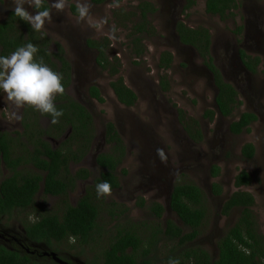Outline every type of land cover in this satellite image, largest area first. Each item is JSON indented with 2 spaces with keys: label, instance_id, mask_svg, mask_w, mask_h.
Here are the masks:
<instances>
[{
  "label": "rangeland",
  "instance_id": "obj_1",
  "mask_svg": "<svg viewBox=\"0 0 264 264\" xmlns=\"http://www.w3.org/2000/svg\"><path fill=\"white\" fill-rule=\"evenodd\" d=\"M141 1L107 0L94 4L88 0L91 4L90 15L85 21H79L77 14L72 10V4L76 5L77 0H67L63 12L52 9V21L46 22L43 30L53 41L50 46L52 50L57 48L55 42L64 48L66 58L70 59L74 70H77L73 89L77 90L78 99L90 109L93 108L98 116L96 125L99 128V137L95 146L103 148L104 151L111 149L110 146H102L101 136L105 124L112 121L116 127H121L119 130L127 150L123 162L118 167L117 174L121 178L119 190L102 199L101 206L104 210L101 211L99 221L101 226H105L103 235L85 248L83 256L97 260L96 256L108 246L112 236L118 230L131 226H138L140 235L144 236L141 249L144 248L149 232L143 223H153L156 220L149 206L152 202L164 203L166 193L178 181L195 183L205 192L204 204L208 209V219L198 240L201 246L207 247L217 256V244L221 235L239 216V210L231 215L222 214L221 204L238 189L247 190L254 195L256 204L253 209L258 217L259 230L264 235V0H240L242 6L231 10L224 18L207 13L206 0H195V4L187 11L182 10L184 0H180L175 7H170L172 4H166L165 0H151L156 2L159 8V11L150 15V21L156 27V34L145 38V54L137 58L130 43L129 33L132 25L140 19L139 15L132 17L135 21H129L128 26L117 24L116 17L117 12L123 14V10L134 13L136 9L137 13ZM161 2H164V12H161ZM10 6L11 0H0V19L5 17L6 12L11 9ZM29 11L34 13L35 10L29 8ZM176 19H184L189 26H200L209 30L214 61L239 91L241 103L233 115H217L213 121L203 117L207 109L214 108L216 89L211 77H208V71L203 67L205 60L196 51L184 49L186 53H183V47L173 26ZM242 25V31L237 32ZM104 37L110 39L113 57L118 56L122 61L116 76L96 65L94 54L84 47L87 39L100 40ZM238 40L240 44L237 43ZM237 46L246 49L247 54L261 58L259 70L255 75L249 74L245 77L241 74ZM165 51L174 55L171 67L166 70L159 68L161 55ZM164 75L168 76L169 90H164L161 86V78ZM120 77L138 94V101L132 107L121 104L111 88V81ZM92 81L100 85L105 102L89 99L87 86ZM22 109L24 107L18 111L21 113ZM178 109H183L189 117L199 119L206 137L201 143L197 144L185 135L183 125L176 117ZM14 111L17 109L7 101L6 94L0 93V119L3 117L8 120L6 128L12 133L15 128L20 127V121L12 116ZM246 111L255 112L258 116L250 131L239 135L231 133L230 123ZM40 125L46 128V125H49L48 119H45L43 124L40 121ZM133 129L136 130L138 139L133 136ZM139 134L144 136V140H139ZM49 135H53L52 132ZM218 139H221L219 146L216 145ZM245 143H253L259 149L257 163L256 158H243L241 147ZM14 144L21 145L20 138ZM157 148L165 150L166 162H161L157 156ZM95 153V150H90L86 154L84 167H89L92 163L91 156ZM213 165H218L221 169V174L216 178L211 172ZM81 166L73 163L71 169L75 172ZM146 166H155L163 172L155 175L156 178L151 181L145 177L148 175L145 173ZM124 169L126 173H123ZM242 170H259L260 174L251 185L237 187L235 176ZM8 174L9 170L0 161V182ZM169 183L172 184L168 185ZM213 183L221 184L223 191L220 196L212 192ZM82 190V181H79L71 197L78 199L82 196ZM142 199H145L144 206L140 205ZM46 200L55 207L61 203L57 197ZM115 207L118 211H124L120 214L116 211L114 215L108 213L109 209ZM169 216L181 225L173 211L168 215L165 211L164 218L160 219L163 226L166 225L165 221L170 219L167 218ZM8 225H13V221H7L6 226ZM11 231L19 234L21 230L17 225H13ZM161 238L159 248L150 255L154 258L152 264H165L163 260L168 255L170 246L166 245L168 240L164 236Z\"/></svg>",
  "mask_w": 264,
  "mask_h": 264
},
{
  "label": "trees",
  "instance_id": "obj_2",
  "mask_svg": "<svg viewBox=\"0 0 264 264\" xmlns=\"http://www.w3.org/2000/svg\"><path fill=\"white\" fill-rule=\"evenodd\" d=\"M95 3H103L106 0H92ZM195 0H187L184 11L191 8ZM240 5L236 0H206V12L211 15H219L224 18L227 11L230 12ZM44 7L50 8L48 0H45ZM140 13H128L123 10V14L117 12V24L128 26L127 23L132 17L139 15V20L130 29L129 39L134 48L137 58L145 54L144 40L156 34V27L150 21V14L155 13L158 8L149 1L142 2L138 8ZM72 10L76 13V5L72 4ZM243 26L237 29L242 31ZM176 33L180 42L193 48L204 60L205 65L213 73L214 83L218 89L215 96L216 108H209L203 114L204 118L213 121L218 112L222 117L233 115L239 107V91L231 83L225 80L221 69L215 64L214 56L211 54V34L207 28L192 27L179 20L176 25ZM35 44L39 52L36 59L43 58L52 70L60 73L63 77L64 93L57 94L55 103L59 109L63 110V116L59 122L55 123V128L45 130L41 126L37 133L31 132L30 141L21 140L19 151L12 141L13 138L0 132V161L5 163V168L9 174L0 182V213L27 208H37L41 210L46 203L47 196H55L60 199V204L52 212L43 214L42 219L33 222L26 227L29 236L37 239H46L47 243L53 245V240L71 239L74 237L80 242L77 253L85 254L86 244L95 243L101 236L105 226L100 225L102 199L97 198L95 187H88L86 194L79 197L76 204L70 199V192L76 188L77 179L85 180L89 177L88 169L81 168L76 173L70 169V160H81L87 152L92 150L93 142L98 137V130L93 122L89 111L73 96L67 93L66 89L71 82V63L65 56L64 48L55 42L57 48L51 49V43L46 33L32 31L30 25L13 15L10 10L6 19L0 20V55L7 56L19 46L27 43ZM110 39L105 37L102 41L90 39L88 46L99 50V62L104 69H110L112 76L118 75L121 61L114 57L112 61L108 55ZM240 59L251 73H257V66L261 63V58L251 56L240 49ZM174 55L170 51H165L161 55L159 68L169 69L173 62ZM111 88L118 101L132 107L138 101V94L129 87L122 77L112 81ZM161 86L164 90H169L168 76L161 78ZM90 94L100 102H105V98L96 86H92ZM27 108H30L29 106ZM179 119L183 128L195 143H201L204 133L201 129L199 119L189 117L183 109H178ZM47 115V114H44ZM50 116V115H48ZM51 117V116H50ZM258 116L255 112H243L240 117L230 123V132L239 134L250 131V124L255 122ZM27 120V116H25ZM33 123V122H32ZM27 130L31 122L25 121ZM38 124V123H37ZM39 125V124H38ZM72 126V135L62 142L58 148H54L52 143L45 140L42 135L52 134L59 138L67 131V127ZM105 128L106 145L110 146L109 151L98 154L97 162L104 169L102 178H97L95 183L107 180L111 183L112 189L120 187V180L116 176V168L122 163L125 156L126 145L119 130L113 122H108ZM25 134H28L27 131ZM96 141V140H95ZM66 144H69L66 146ZM32 146L33 148H30ZM255 147L252 143H247L242 148V154L247 158L254 156ZM118 154V155H117ZM116 156V157H115ZM118 157V160H115ZM220 167L213 165L211 172L213 176L220 174ZM127 171L124 169L123 173ZM250 174L243 170L236 178V186L246 185L251 182ZM95 184V185H96ZM215 195L222 194L220 183H213L212 187ZM43 202L38 203V197ZM39 198V199H40ZM145 200L140 202L144 206ZM255 205V198L249 192L236 191L225 202L222 213L228 215L233 208L239 209V216L233 226L218 241V255L214 256L209 250L200 245H190L189 243L201 234L202 228L208 219V209L204 204V192L195 183L176 182L171 194L170 207L178 215L182 226L169 219L163 226L160 222L164 212V206L154 202L149 206L151 213L156 217L153 223H143L147 226L149 234L148 241L144 248L143 235H140L138 226H131L121 229L112 236L108 246L96 259H89L91 264H152L154 258L150 255L159 248L162 238L168 240L170 246L168 255L163 262L167 264L169 258H177L180 264H264V235L258 232V223L252 207ZM118 208L109 209L112 215L116 214ZM127 209H125L126 211ZM124 209L118 211L122 213ZM188 227V231L184 228ZM137 228V229H136ZM103 235V234H102ZM165 240V241H166ZM175 243L173 246L172 244ZM53 261V260H52ZM42 264H49L46 258L41 259ZM0 264H31L27 255H21L17 250H11L0 243ZM32 264H39L35 261ZM57 264V263H53Z\"/></svg>",
  "mask_w": 264,
  "mask_h": 264
},
{
  "label": "flooded vegetation",
  "instance_id": "obj_3",
  "mask_svg": "<svg viewBox=\"0 0 264 264\" xmlns=\"http://www.w3.org/2000/svg\"><path fill=\"white\" fill-rule=\"evenodd\" d=\"M107 1V0H106ZM145 1H149V2H151V0H145ZM166 1V4H168V5H170V4H172V5H170V7H175V5H177V4H179L181 1L180 0H165ZM185 1V5L187 4V0H184ZM48 2H49V0H48ZM91 2L92 3H94V4H101V3H95V2H93L92 0H91ZM141 2H143V0L141 1ZM141 2H139V4L141 3ZM236 2L237 3H239V7H241L242 5H241V1L240 0H236ZM153 4H155L156 5V7L158 8V5H157V3L156 2H152ZM162 3V2H161ZM50 4V3H49ZM138 4V5H139ZM185 5H183L184 7H185ZM238 7V8H239ZM10 10L11 9H9L7 12H6V15H5V17L4 18H2V19H0V20H3V19H6L7 17H8V15H9V12H10ZM182 10H183V8H182ZM233 10V9H232ZM134 11H136V9L134 10ZM157 11H159V8H158V10ZM156 11V12H157ZM165 10H164V2L162 3V7H161V12H164ZM184 11V10H183ZM140 13V10L139 9H137V13ZM227 13H228V11H227ZM154 14V13H153ZM151 15V14H150ZM149 15V16H150ZM179 20H183L184 21V19H176L175 20V23H174V29H175V32H176V25H177V23H178V21ZM187 24V23H186ZM242 26H244V25H242ZM176 35H177V33H176ZM105 38V37H104ZM104 38H102V39H100V40H97V39H93V38H90V39H93V40H96V41H102ZM107 38H109V37H107ZM90 39H87L86 41H85V44H84V47L86 48V49H88V51H90L91 53H93L94 54V61L96 62V65H98V66H100L101 68H103L102 67V65H101V63L99 62V55H100V52H99V50H97V49H94V48H90L89 46H88V41L90 40ZM177 39L179 40V43H180V45L183 47V53H186V51L184 50V49H189V50H192V51H194L195 52V50L193 49V48H191V47H187V46H185V45H183L181 42H180V39H179V36L177 35ZM238 44H240L241 42H239V40H238V42H237ZM238 48H237V50H236V52L238 53V56H239V58L241 57L240 56V49H243V50H246V49H244V48H242V47H239V46H237ZM111 51H112V48H111V43L109 44V47L107 48V52H108V55L110 56V59L112 60V61H114L113 60V58L114 57H118V56H114L113 57V54L111 53ZM211 51H212V48H211ZM246 52V51H245ZM198 54V53H197ZM199 55V54H198ZM250 55V54H249ZM65 56H66V54H65ZM189 56V55H188ZM254 57V56H253ZM188 59V58H187ZM69 61H70V59H68ZM122 62V61H121ZM70 63H71V82H70V85L67 87V89H66V91H67V93H69V94H71L72 96H73V98L75 99V100H77V101H79V103H81L88 111H89V113L91 114V116H92V119H93V122H94V124L96 125V122H97V119H98V116H96V114H95V112H94V109L93 108H89V107H87L85 104H84V102H82V101H80L79 99H78V95H77V90L74 88L73 89V82H74V78H75V74L77 73V70L75 71L74 69H75V67H74V65H73V63L70 61ZM239 66H240V68L242 69V75H244L245 77H247L249 74H256V73H251L247 68H246V66H245V64L243 63V61L241 60V59H239ZM122 64V63H121ZM216 64V63H215ZM203 65V64H202ZM217 65V64H216ZM218 66V65H217ZM259 66H260V64L257 66V71L259 70ZM203 67H204V69H206L208 72V77L210 78L211 77V80H212V82H213V84H214V86H215V83H214V76H213V73L208 69V67L204 64L203 65ZM219 67V66H218ZM220 68V67H219ZM104 69V68H103ZM221 69V68H220ZM104 70H107V71H109L110 69L108 68V69H104ZM221 71H222V69H221ZM222 73H223V71H222ZM111 74V73H110ZM224 75V74H223ZM116 76V75H115ZM224 78H225V80L226 81H228V82H230L227 78H226V76H224ZM76 79V78H75ZM115 80H117V79H115ZM112 82V81H111ZM233 84V83H232ZM234 85V84H233ZM92 86H96V87H98L99 89H100V92H101V94L103 95V92H102V90H101V88H100V85L99 84H96L95 83V81H92V82H90L89 83V85L87 86V92H88V97H89V99L91 100V101H93V100H97L96 98H94L93 96H91V94H90V89H91V87ZM235 86V85H234ZM236 87V86H235ZM215 89H216V92H215V95H216V93L218 92V89H217V87L215 86ZM236 89H237V87H236ZM113 90V89H112ZM238 90V89H237ZM56 97V96H55ZM104 97V96H103ZM117 98V97H116ZM55 99V98H54ZM98 101V100H97ZM56 102V101H55ZM100 102V101H99ZM102 103V102H101ZM28 107V105H25L24 106V109H22L21 110V115H22V117H23V119L20 121V123H19V128H15V130H14V132L12 133L11 131H9L8 130V128H6V127H8L7 126V124H8V120L6 119V118H1L0 119V123H1V127H0V132L1 133H3V134H6L7 136H10L11 138H13V142L15 143L16 141H18V139L20 138V139H22V140H24L25 142H27V144H28V142L30 141V138H29V136H31V132H35V133H37L35 136L37 137L38 136V132H37V129L36 128H33V127H38V126H41L40 125V121H41V123L43 124V121L45 120V119H48V122H49V125H46V128L44 127V129L45 130H47V129H50V128H55V125L53 124V123H51V117L50 116H48V115H44V114H41L39 111H37V110H35L32 106H29L30 108H27ZM127 107V106H126ZM237 110V109H236ZM242 114V113H241ZM240 114V115H241ZM218 115L220 116V113H218ZM240 115H239V117H240ZM25 116H27V120H25ZM176 117H177V120L180 122V124H182L181 123V121H180V119H179V113H178V110H177V112H176ZM238 117V118H239ZM62 118V117H61ZM61 118H60V120H61ZM25 121L26 122H31V125L29 126V129L27 130V127L25 126ZM33 122V123H32ZM108 122H112V121H108ZM107 122V123H108ZM39 125H38V124ZM114 123V122H113ZM254 123V122H253ZM252 123V124H253ZM115 124V123H114ZM252 124H250V128H251V126H252ZM183 125V124H182ZM116 126V125H115ZM230 126V125H229ZM13 128H14V126H12ZM43 127V126H42ZM96 127H97V130H99V128H98V125H96ZM69 129L66 131V129H65V132L63 133V134H61V136H59V139H56V137H54V135H49V134H44V135H42V137L45 139V140H47V141H49L50 143H52V145L54 146V148H58V147H60L61 145H62V142H64V140H66L67 138H69L71 135H72V126H69L68 127ZM121 127L118 125L117 126V129L119 130ZM184 129V128H183ZM230 130V129H229ZM18 131V132H17ZM26 131H27V133L28 134H25L26 133ZM184 131H185V129H184ZM246 131V130H245ZM244 131V132H245ZM99 132V131H98ZM119 132H120V134H121V136H122V138H123V135H122V132L119 130ZM136 130L135 129H133V131H132V134H133V136L134 137H136ZM232 133V132H231ZM99 134V133H98ZM235 134V133H234ZM239 134H241V133H239ZM239 134H235V135H239ZM185 135L189 138V136H188V134L186 133V131H185ZM98 137H99V135H98ZM98 137H96L95 138V140H94V142H93V146H92V150H95L96 151V153H95V155L94 156H91L92 157V163L91 164H89V167L87 168V167H84V160H85V158L87 157L86 156V154L84 155V157L81 159V160H79V159H76V158H74V159H71L70 160V169H71V166H72V164L73 163H75V164H77V165H82L81 166V168H84V169H88L89 170V172H90V175H89V177L87 178V179H85V180H80V179H77V183H76V185L78 184V182L79 181H82V185H83V190L81 191L82 192V195H84V194H86V189L88 188V187H95V180L97 179V178H102V171H104V167L102 168L99 164H98V162H97V156H98V154L99 153H101V152H103L104 150H103V148H101V149H99V147L98 146H95V144H96V142H97V139H98ZM137 138V137H136ZM206 137H205V134H204V139H205ZM138 139V138H137ZM191 141H193L191 138H189ZM203 139V140H204ZM139 140H144V136L142 135V134H139ZM194 142V141H193ZM217 143H216V145H221V139H218V141H216ZM101 143H102V146H105L106 145V141H105V128L103 129V133H102V136H101ZM198 144V143H197ZM247 143H245L244 145H242V147L241 148H243L245 145H246ZM253 144V143H252ZM108 145V144H107ZM106 145V146H107ZM15 146L17 147V149L19 150V151H21V149H20V145H16L15 144ZM30 148H33L32 146H29ZM254 147H255V152H254V156L252 157V158H247V157H245L243 154H242V156H243V158H245V159H247V160H252V159H255L256 158V163H257V161H258V156H259V149L257 148V146L254 144ZM110 152V151H109ZM126 152H127V150L125 149V155H126ZM241 152H242V149H241ZM88 153V152H87ZM118 155V154H117ZM116 157V156H115ZM125 157V156H124ZM115 160H118V157L115 159ZM3 162V161H2ZM122 162H123V160H122ZM4 163V162H3ZM4 165H5V163H4ZM121 165V164H120ZM119 167V166H118ZM118 167L116 168V171H115V174H116V176L119 178V180H120V182H121V178H120V176L117 174L118 173ZM80 168V169H81ZM80 169H77L75 172H73L72 171V169H71V171L73 172V173H76L78 170H80ZM243 171V170H242ZM242 171H240L239 173H237V175L235 176V186H236V178H237V176L242 172ZM245 171H247V170H245ZM163 172V171H162ZM162 172H161V169H159V168H156L155 166H146L145 167V173H147L148 175H145V177H148L151 181H153L156 177H155V175H158L159 173L160 174H162ZM249 174H250V176H251V182L249 183L250 185L255 181V179L259 176V174H260V171L258 170V171H256V170H253V171H251V172H249V171H247ZM95 174H97L96 176H95ZM220 174H221V172H220ZM219 174V175H220ZM219 175H217V176H219ZM217 176H215L214 178H216ZM4 179V178H3ZM2 179V180H3ZM1 180V181H2ZM172 183H169L168 185H171ZM249 184H246V185H241L242 187L243 186H249ZM241 186H238V187H241ZM119 188L120 187H117V188H113L112 189V192H115L116 190H119ZM173 188H174V184H173V187H172V189L170 190V191H168L167 193H166V198H165V202L164 203H160V204H162L163 206H164V212H163V215H164V213H165V211H166V215H168L170 212H172L173 210L171 209V207H170V199H171V194H172V191H173ZM222 191H223V189H222ZM236 191H245V192H249V191H247V190H244V189H238V190H236ZM235 191V192H236ZM73 192V191H72ZM72 192H70V199H71V201L73 202V203H75L76 204V202H77V200L79 199H74V197H71L72 196ZM213 192V191H212ZM249 193H251V192H249ZM233 194V193H232ZM231 194V195H232ZM252 194V193H251ZM204 195H206L205 194V192H204ZM230 195V196H231ZM253 195V194H252ZM40 196H41V193H40V195H39V197H38V203L40 202V201H42L43 202V199L42 198H40ZM216 196H220V195H216ZM230 196H229V198H230ZM253 197H254V195H253ZM40 198V199H39ZM47 198H50V199H53V198H55V196H47L45 199H47ZM228 198V199H229ZM255 198V197H254ZM227 199V200H228ZM145 200V199H144ZM226 200V201H227ZM225 201V202H226ZM225 202L223 203V204H221V213H222V210H223V206H224V204H225ZM154 202H152L151 204H153ZM156 203H159V202H156ZM255 204H256V199H255ZM255 206V205H254ZM253 206V207H254ZM253 207H252V209H253ZM53 209H56V207L54 206V205H50L49 204V202L46 200V203H45V205L42 207V209L41 210H38L37 208H27V209H21V210H18V211H14L13 210V212L11 213V215H9V212H3V213H0V243L1 244H3V245H5L7 248H9V249H11V250H17V251H19V253L21 254V255H27L28 257H29V259H30V263L32 264L33 262H35V261H39V264H42V262H41V259H43V258H46L47 260H48V262H49V264H53V263H57V264H62V263H60V262H58L53 256H52V253H55L59 258H61L63 261H65V262H67V264H91L90 263V260L87 258V257H84L83 255L82 256H80L78 253H77V250H79V247H80V242H78L74 237H72L71 239H68V238H65V239H63V240H53V245H50V244H48L47 243V240L46 239H37V238H34V237H31V236H29V234L27 233V229H26V227L28 226V225H31L33 222H37L38 220H40V219H42V217H43V214H46L48 211H50V212H52L53 211ZM118 210V209H117ZM236 210H239L238 208H233L232 209V211L228 214V215H231L233 212H235ZM108 211V210H107ZM253 211H254V209H253ZM108 213H110V211H108ZM173 213L177 216V218L179 219V217H178V215L173 211ZM223 214V213H222ZM255 214V213H254ZM163 215H162V218H160V219H163L164 217H163ZM225 215V214H224ZM167 218H170L172 221H174L173 219H172V217L171 216H169V217H167ZM166 218V219H167ZM255 218H256V220H257V223H258V232H260L261 233V231L259 230V221H258V217H257V215L255 214ZM169 219H167L166 221H165V223L168 221ZM180 220V219H179ZM7 221H13V225H17L19 228H20V233L19 234H15V232H13V231H11V226H13V225H8V226H6V222ZM174 222H176V221H174ZM235 222L236 221H234V223H233V225L235 224ZM176 223H178V222H176ZM180 225V224H179ZM233 225H231V226H233ZM180 226H182V223H181V225ZM230 226V227H231ZM204 227V226H203ZM229 227V228H230ZM228 228V229H229ZM228 229H227V231H228ZM189 229H188V227H185L184 228V231H188ZM226 231V232H227ZM225 232V233H226ZM224 233V234H225ZM224 234H222L221 236H224ZM198 236H200V235H198ZM198 236L194 239V240H192L189 244L190 245H200L201 243L199 242V240H198ZM90 244H92V242L90 243ZM88 245L89 244H86V245H84L85 246V248H87L88 247ZM201 246V245H200ZM201 247H203V246H201ZM203 248H205V249H207V247H203ZM208 250V249H207ZM213 250H214V247H213ZM217 250H218V244H217ZM53 260V261H52Z\"/></svg>",
  "mask_w": 264,
  "mask_h": 264
},
{
  "label": "clouds",
  "instance_id": "obj_4",
  "mask_svg": "<svg viewBox=\"0 0 264 264\" xmlns=\"http://www.w3.org/2000/svg\"><path fill=\"white\" fill-rule=\"evenodd\" d=\"M44 2L45 0H11L10 7L13 15L29 24L32 31L41 32L46 22L52 21V9L63 12L67 6V0H50V8L44 7ZM29 8L34 9V13L29 11ZM90 10L91 4L88 0H77L76 14L79 21H85L90 15ZM114 32L115 29L113 34ZM38 52V47L29 42L7 56L0 55V93L6 94L7 101L17 109L12 113L15 120L23 119L18 110L28 105L41 114L50 115L51 123L55 124L64 114L54 99L57 94H63L65 91L63 77L45 64L43 58L37 60ZM156 153L161 162H166L163 148H157ZM95 191L98 199L109 196L112 193V185L107 180L98 182ZM167 264H180V260L170 257Z\"/></svg>",
  "mask_w": 264,
  "mask_h": 264
},
{
  "label": "water",
  "instance_id": "obj_5",
  "mask_svg": "<svg viewBox=\"0 0 264 264\" xmlns=\"http://www.w3.org/2000/svg\"><path fill=\"white\" fill-rule=\"evenodd\" d=\"M214 108H217V104L214 98ZM52 256L60 263L67 264V262L63 261L61 258H59L55 253H52Z\"/></svg>",
  "mask_w": 264,
  "mask_h": 264
}]
</instances>
